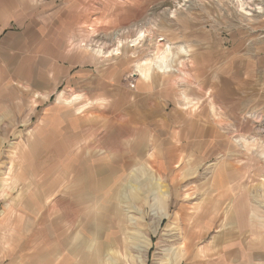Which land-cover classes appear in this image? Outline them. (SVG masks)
<instances>
[{
    "label": "rangeland",
    "instance_id": "obj_1",
    "mask_svg": "<svg viewBox=\"0 0 264 264\" xmlns=\"http://www.w3.org/2000/svg\"><path fill=\"white\" fill-rule=\"evenodd\" d=\"M36 2L50 11L49 35L61 40L65 32L66 50L93 57L95 96L118 86L135 91L138 80L151 85L158 74L153 92L164 98L173 84L181 94L176 107L191 111L187 126L158 128L162 141L183 128L184 158L157 172L158 165L143 163L140 179L127 180L126 194L106 204L126 219L124 249L110 247L107 264H264V62L241 57L264 52V0ZM80 93L65 89L48 102L88 99ZM41 110L0 120L3 208L21 189L16 139L21 131L24 139L34 135ZM105 233L116 242V228Z\"/></svg>",
    "mask_w": 264,
    "mask_h": 264
},
{
    "label": "crops",
    "instance_id": "obj_2",
    "mask_svg": "<svg viewBox=\"0 0 264 264\" xmlns=\"http://www.w3.org/2000/svg\"><path fill=\"white\" fill-rule=\"evenodd\" d=\"M46 11L36 0H0V120L42 109L34 135L24 139L21 131L16 139L20 168L14 179L21 189L5 208L0 203V264H107L110 247L124 249L119 234L126 219L123 210L106 204L112 195L126 194L127 180L140 179L143 163L158 165L157 172L184 158L183 128L165 141L158 128L187 126L191 111L176 107L181 94L173 84L164 98L153 92L163 79L158 74L151 85L138 80L135 91L118 86L95 96L93 83L100 78L88 67L93 57L66 50L65 32L61 40L49 35ZM241 57L264 62V52ZM65 89L88 99L48 102ZM92 148H101L100 154ZM109 228H116L111 244ZM113 257L120 259L115 252Z\"/></svg>",
    "mask_w": 264,
    "mask_h": 264
}]
</instances>
